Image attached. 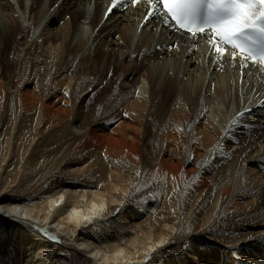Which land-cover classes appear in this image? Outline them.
<instances>
[{
  "label": "bare ground",
  "instance_id": "obj_1",
  "mask_svg": "<svg viewBox=\"0 0 264 264\" xmlns=\"http://www.w3.org/2000/svg\"><path fill=\"white\" fill-rule=\"evenodd\" d=\"M56 1L0 0V264H264L263 80Z\"/></svg>",
  "mask_w": 264,
  "mask_h": 264
},
{
  "label": "snow or ice",
  "instance_id": "obj_2",
  "mask_svg": "<svg viewBox=\"0 0 264 264\" xmlns=\"http://www.w3.org/2000/svg\"><path fill=\"white\" fill-rule=\"evenodd\" d=\"M140 0H112L107 9L109 14L125 3L136 5ZM149 9L145 20L158 15L159 4L167 17L178 28L190 33L210 29L218 37L213 43L217 62L222 56V47H231L235 58L237 51L247 53L249 58L259 57L264 61V0H148ZM216 44L220 46L217 47ZM244 115L240 113L236 121Z\"/></svg>",
  "mask_w": 264,
  "mask_h": 264
},
{
  "label": "rangeland",
  "instance_id": "obj_3",
  "mask_svg": "<svg viewBox=\"0 0 264 264\" xmlns=\"http://www.w3.org/2000/svg\"><path fill=\"white\" fill-rule=\"evenodd\" d=\"M6 72V69H4L3 71H2V73L4 74Z\"/></svg>",
  "mask_w": 264,
  "mask_h": 264
}]
</instances>
